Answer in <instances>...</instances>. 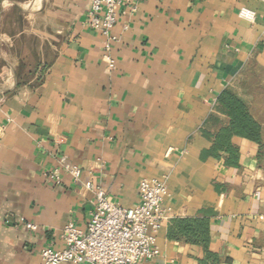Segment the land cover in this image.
Segmentation results:
<instances>
[{
  "label": "crops",
  "instance_id": "obj_1",
  "mask_svg": "<svg viewBox=\"0 0 264 264\" xmlns=\"http://www.w3.org/2000/svg\"><path fill=\"white\" fill-rule=\"evenodd\" d=\"M89 9L90 0H0V264H40L42 249L63 247L67 223L85 229L95 194L83 182L131 208L144 178L165 183L170 216L158 257L144 264H198L201 249L166 232L172 219L204 212L210 251L264 264L259 146L233 137L237 164L227 166L208 137L225 121L215 108L225 89L250 102L264 131V0L121 7L112 70ZM61 158L80 169V183Z\"/></svg>",
  "mask_w": 264,
  "mask_h": 264
},
{
  "label": "built area",
  "instance_id": "obj_2",
  "mask_svg": "<svg viewBox=\"0 0 264 264\" xmlns=\"http://www.w3.org/2000/svg\"><path fill=\"white\" fill-rule=\"evenodd\" d=\"M141 1L145 0H90L87 24L105 37L104 57L110 70L114 68L109 52L110 43L116 40L112 31L118 21V9L133 7ZM240 17L250 21L253 12L242 9ZM60 162L62 169L80 183V169L64 158ZM49 178L58 181L54 173ZM81 185L95 194V206L86 228L67 223L62 230L63 247L42 249L40 264H144L158 257L156 234L170 220L168 210L162 205L167 194L164 182L148 178L140 180L138 203L131 208L111 203L104 191L94 188L90 181ZM25 227L36 229L28 223Z\"/></svg>",
  "mask_w": 264,
  "mask_h": 264
},
{
  "label": "trees",
  "instance_id": "obj_3",
  "mask_svg": "<svg viewBox=\"0 0 264 264\" xmlns=\"http://www.w3.org/2000/svg\"><path fill=\"white\" fill-rule=\"evenodd\" d=\"M260 88L264 93V83ZM259 100L264 103V96ZM215 108L224 116L225 121L220 122V126L208 136L212 143L211 155L217 159L222 158L227 166L236 165L238 150L232 145L231 139L239 137L257 144L258 158L262 160L264 158L262 120H258L251 112L250 102L232 90L225 89L218 96ZM213 118L210 117L209 122H216ZM208 214L209 212H204L194 218L172 219L167 227L166 238L172 242H183L199 247L202 256L198 259V264H229V259L223 257L220 252L209 250Z\"/></svg>",
  "mask_w": 264,
  "mask_h": 264
}]
</instances>
